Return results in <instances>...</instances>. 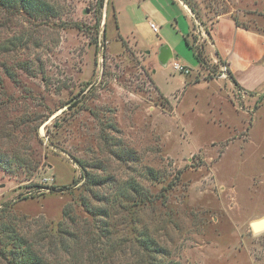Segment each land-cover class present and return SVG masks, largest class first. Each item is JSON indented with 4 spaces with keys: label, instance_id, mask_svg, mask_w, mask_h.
Masks as SVG:
<instances>
[{
    "label": "rangeland",
    "instance_id": "rangeland-1",
    "mask_svg": "<svg viewBox=\"0 0 264 264\" xmlns=\"http://www.w3.org/2000/svg\"><path fill=\"white\" fill-rule=\"evenodd\" d=\"M182 1L194 46L223 14L264 34V0ZM23 5L0 6V217L65 264H264V91L183 38L190 74L156 63L109 0Z\"/></svg>",
    "mask_w": 264,
    "mask_h": 264
},
{
    "label": "crops",
    "instance_id": "crops-1",
    "mask_svg": "<svg viewBox=\"0 0 264 264\" xmlns=\"http://www.w3.org/2000/svg\"><path fill=\"white\" fill-rule=\"evenodd\" d=\"M109 4L116 34L123 39H134L156 63L160 58L169 65L177 56L172 41L179 40L181 44L183 38L194 46L192 28L196 19L182 0H109ZM153 23L159 27L158 32L153 29ZM209 31L210 34L202 29L195 47L204 49L214 62H225L222 65L231 73L230 81L240 92L250 95L263 92L264 34L238 26L228 14L218 16Z\"/></svg>",
    "mask_w": 264,
    "mask_h": 264
},
{
    "label": "trees",
    "instance_id": "trees-1",
    "mask_svg": "<svg viewBox=\"0 0 264 264\" xmlns=\"http://www.w3.org/2000/svg\"><path fill=\"white\" fill-rule=\"evenodd\" d=\"M32 1L33 0H0V6L4 8H17V7L20 8L22 4H24L23 6H25L26 3L29 6V4ZM191 10L194 11L192 7H191ZM233 18L238 26L251 30L250 28L246 26H242L238 22L236 17H233ZM207 31L210 34V31L208 28H207ZM187 44L195 50L196 52L195 54L197 58L199 59V61L203 62L202 53L201 51L198 50L199 48L193 45H190L188 41H187ZM222 63L225 64V62H222ZM228 75L230 78H232V75L229 71H228ZM83 175H85V178H86L87 176L86 172H84ZM1 210L3 211L4 208H1L0 212ZM63 236L66 237L64 231H60L61 238L58 237L57 239H58L61 251L67 253L68 245L65 239L63 238ZM0 242L2 244L3 251H4V254L3 252L2 254L4 256L10 257L12 264H65L62 261H58L57 259L51 260V259L44 257L43 254L41 253L39 254L38 252H35V248H34L35 244L29 241V239L25 236V234L21 235L20 233H18L15 227H12L10 226V224H7V222H5L4 219L1 217H0ZM144 244L146 248H149L148 246L151 245V243L147 241H144Z\"/></svg>",
    "mask_w": 264,
    "mask_h": 264
},
{
    "label": "built area",
    "instance_id": "built-area-1",
    "mask_svg": "<svg viewBox=\"0 0 264 264\" xmlns=\"http://www.w3.org/2000/svg\"><path fill=\"white\" fill-rule=\"evenodd\" d=\"M152 27L156 32L159 31V27L156 24L153 23ZM171 67L175 72L184 73V74H189L191 72V68L188 65L181 63L178 59L172 60ZM227 72H228L227 68L225 66H221L219 71L221 77H225Z\"/></svg>",
    "mask_w": 264,
    "mask_h": 264
},
{
    "label": "water",
    "instance_id": "water-1",
    "mask_svg": "<svg viewBox=\"0 0 264 264\" xmlns=\"http://www.w3.org/2000/svg\"><path fill=\"white\" fill-rule=\"evenodd\" d=\"M252 229L256 232L264 230V217L252 221L251 223Z\"/></svg>",
    "mask_w": 264,
    "mask_h": 264
}]
</instances>
